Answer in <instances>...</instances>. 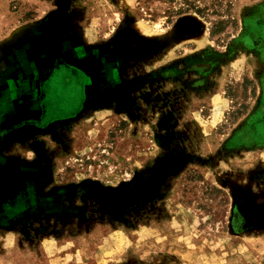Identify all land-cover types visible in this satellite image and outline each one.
I'll list each match as a JSON object with an SVG mask.
<instances>
[{
  "label": "rangeland",
  "instance_id": "374dc122",
  "mask_svg": "<svg viewBox=\"0 0 264 264\" xmlns=\"http://www.w3.org/2000/svg\"><path fill=\"white\" fill-rule=\"evenodd\" d=\"M195 3L0 0V264H264V0Z\"/></svg>",
  "mask_w": 264,
  "mask_h": 264
},
{
  "label": "trees",
  "instance_id": "16d2710c",
  "mask_svg": "<svg viewBox=\"0 0 264 264\" xmlns=\"http://www.w3.org/2000/svg\"><path fill=\"white\" fill-rule=\"evenodd\" d=\"M223 1H225V3L223 5L225 6V9H224L225 11L224 12H226L224 15L225 16H230L229 15L230 14L229 10L231 9V0H217V4L219 6H221ZM185 5L187 6V8L184 9L183 11L178 10L179 14H181L182 12H186V11L191 9L197 15L205 18V11H206V9H208L205 5L204 6L198 5V4L195 3V0H185ZM213 13L217 14V10H214ZM227 23H228V20H217L215 22V24H213V27L209 31L210 36L213 37V36H215L217 34L222 33L224 31L225 25ZM248 85L252 86L250 92H251V95L254 96L255 95V86H254L253 82L251 80H249L247 77H244L243 78V82H242V87H243V89L245 91H246V87ZM225 91H226L225 95L227 97H233L232 90H231L230 86L226 85L225 86ZM245 108H246V106L242 105L241 106V110H236L234 112V114H233L234 115L233 116L234 120L243 113L242 110L245 109ZM208 192L213 193V194H218V193H222L223 191L220 188H217L215 186H211V187H209ZM224 201H225L224 198L220 199V202H224Z\"/></svg>",
  "mask_w": 264,
  "mask_h": 264
}]
</instances>
